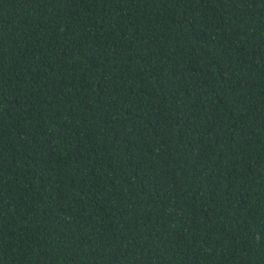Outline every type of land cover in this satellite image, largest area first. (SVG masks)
I'll use <instances>...</instances> for the list:
<instances>
[{
	"label": "trees",
	"instance_id": "trees-1",
	"mask_svg": "<svg viewBox=\"0 0 264 264\" xmlns=\"http://www.w3.org/2000/svg\"><path fill=\"white\" fill-rule=\"evenodd\" d=\"M0 264H264V0H0Z\"/></svg>",
	"mask_w": 264,
	"mask_h": 264
}]
</instances>
